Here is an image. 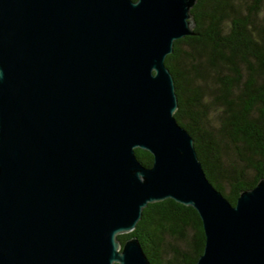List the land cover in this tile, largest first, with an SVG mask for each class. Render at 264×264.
Instances as JSON below:
<instances>
[{"label": "water", "instance_id": "water-1", "mask_svg": "<svg viewBox=\"0 0 264 264\" xmlns=\"http://www.w3.org/2000/svg\"><path fill=\"white\" fill-rule=\"evenodd\" d=\"M195 2L0 0V264H150L116 235L166 198L200 219L194 264H264V176L231 204L173 116Z\"/></svg>", "mask_w": 264, "mask_h": 264}, {"label": "trees", "instance_id": "trees-1", "mask_svg": "<svg viewBox=\"0 0 264 264\" xmlns=\"http://www.w3.org/2000/svg\"><path fill=\"white\" fill-rule=\"evenodd\" d=\"M190 13L198 34L174 40L164 58L173 116L208 181L234 204L264 176V0H196ZM134 153L151 164L147 151ZM132 235L150 264H194L204 241L196 211L169 198L147 203L134 229L116 238Z\"/></svg>", "mask_w": 264, "mask_h": 264}, {"label": "rangeland", "instance_id": "rangeland-1", "mask_svg": "<svg viewBox=\"0 0 264 264\" xmlns=\"http://www.w3.org/2000/svg\"><path fill=\"white\" fill-rule=\"evenodd\" d=\"M165 243H168V244H173V240L169 239V238H165L164 240Z\"/></svg>", "mask_w": 264, "mask_h": 264}]
</instances>
